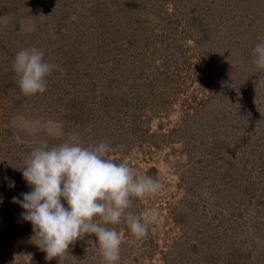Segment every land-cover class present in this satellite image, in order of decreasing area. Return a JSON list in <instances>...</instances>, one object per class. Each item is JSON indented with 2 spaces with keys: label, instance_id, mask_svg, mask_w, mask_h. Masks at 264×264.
<instances>
[{
  "label": "rangeland",
  "instance_id": "1",
  "mask_svg": "<svg viewBox=\"0 0 264 264\" xmlns=\"http://www.w3.org/2000/svg\"><path fill=\"white\" fill-rule=\"evenodd\" d=\"M262 41L264 0H0V264H59L12 201L30 191L31 151L66 141L104 142L107 158L162 185L128 209L158 212L145 237L123 218L108 226L122 239L116 264H264ZM30 48L54 67L43 93L24 96L12 65ZM95 239L60 264H102Z\"/></svg>",
  "mask_w": 264,
  "mask_h": 264
},
{
  "label": "clouds",
  "instance_id": "2",
  "mask_svg": "<svg viewBox=\"0 0 264 264\" xmlns=\"http://www.w3.org/2000/svg\"><path fill=\"white\" fill-rule=\"evenodd\" d=\"M253 55L256 68L264 70V41L255 46ZM12 67L21 94L34 96L46 90V78L54 65L44 59L41 50L30 48L15 54ZM28 131L33 134L36 128ZM48 132L62 134L58 126L49 127ZM111 151L104 142L83 147L66 141L51 148L46 144L36 147L24 160L21 170L30 191L22 193V199L13 197L12 202L24 210L21 217L32 225L35 244L47 260L59 258L60 264L69 245L88 234L96 238L89 243L97 246L102 264H116L122 239L108 226L123 218L131 234L143 238L149 225L158 222V212L142 219L128 209L133 197L157 194L161 183L151 176H135L126 164L107 158ZM8 184L15 186L12 180Z\"/></svg>",
  "mask_w": 264,
  "mask_h": 264
}]
</instances>
